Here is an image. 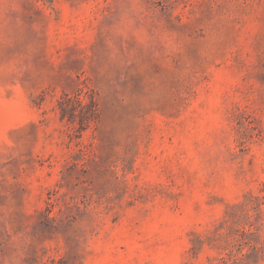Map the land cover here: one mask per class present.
Wrapping results in <instances>:
<instances>
[{"label": "rangeland", "instance_id": "1", "mask_svg": "<svg viewBox=\"0 0 264 264\" xmlns=\"http://www.w3.org/2000/svg\"><path fill=\"white\" fill-rule=\"evenodd\" d=\"M0 264H264V0H0Z\"/></svg>", "mask_w": 264, "mask_h": 264}]
</instances>
